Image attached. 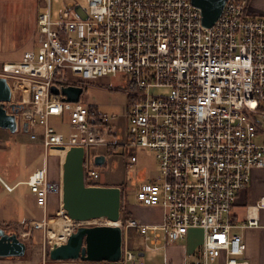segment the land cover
I'll use <instances>...</instances> for the list:
<instances>
[{
  "label": "built area",
  "instance_id": "obj_1",
  "mask_svg": "<svg viewBox=\"0 0 264 264\" xmlns=\"http://www.w3.org/2000/svg\"><path fill=\"white\" fill-rule=\"evenodd\" d=\"M60 2L53 12L51 0H44L32 46L19 59L0 61V75L15 102L23 103L17 124L41 125L45 151L82 146L88 185H104L99 168L106 158L101 165L94 158L105 153L95 147H120L127 167L136 163L137 147L153 151L157 173L128 186L127 194L133 193L139 205L160 206L162 217L158 223L131 216L117 222L122 229L118 261L143 263L140 252L128 246L130 230L153 249L199 227L203 239L188 264H248L243 236L235 229L258 224L264 196L247 205L244 222L234 221L231 209L251 170L264 168L259 123L264 117V13H252L249 0H225L216 20L205 26L192 0ZM69 72L79 78L69 80ZM108 73L126 75V86H119L127 97L122 113L50 91L52 84L84 88ZM63 114L68 116L65 133L47 122L50 115ZM118 116L126 128L123 139L115 140ZM27 184L43 212L49 194L61 200V172L49 178L45 163L31 172Z\"/></svg>",
  "mask_w": 264,
  "mask_h": 264
},
{
  "label": "rangeland",
  "instance_id": "obj_2",
  "mask_svg": "<svg viewBox=\"0 0 264 264\" xmlns=\"http://www.w3.org/2000/svg\"><path fill=\"white\" fill-rule=\"evenodd\" d=\"M44 0H0V61H12L20 57L21 51L30 47L36 38L37 26L36 17L42 9ZM53 12H56L60 6V0H51ZM32 46V45H31ZM69 80H76L79 76L69 72L67 75ZM119 86H126V75L117 73L115 75L108 73L98 76L91 80V83L84 86L79 101L83 104H92L96 109L106 113H122L124 105L127 101L126 93L119 89ZM12 101L17 100V96L12 93ZM27 109V108H26ZM47 122L55 128V130L67 131V114L50 115ZM117 132L113 135V139H123L121 136L125 132L126 121L122 116H118L115 120ZM41 125H35L29 129L21 127L16 131L19 140L24 141L27 146H31L27 157H29L32 168H41L44 163L47 169L48 177L55 179L62 170V158L60 153H65L66 149H52L51 152L45 151L42 145ZM31 133L36 136L32 138ZM100 152L105 153L106 161L100 170L99 182L104 185H117L125 191L124 201L121 202L120 216L117 222L122 223V219L127 215L126 206H140L133 201V193L127 194V188L133 187L136 183L151 179L157 173V164L153 151L148 147H137L135 154L137 161L131 167H127L124 163V154L120 147L115 150L107 148L104 145L95 147ZM28 161V159H26ZM26 168V169H27ZM40 208V207H39ZM48 211L46 215L43 210V217L37 220L41 225L36 226L24 222V224L11 226L14 231L26 242V250L29 253L37 252L47 262L50 259L46 255L50 245L55 242L63 241L66 234L58 238L56 235L49 233V221L60 216L68 220V230L74 229L80 223L74 222L69 213L61 207L58 194L51 193L47 197ZM51 209V211H50ZM46 217V218H45ZM121 219V220H120ZM86 224H99L105 221V218L89 219ZM120 220V221H119ZM191 238L197 242L202 240V229L191 228ZM128 246L133 249H146L137 233L133 230L129 231Z\"/></svg>",
  "mask_w": 264,
  "mask_h": 264
},
{
  "label": "crops",
  "instance_id": "obj_3",
  "mask_svg": "<svg viewBox=\"0 0 264 264\" xmlns=\"http://www.w3.org/2000/svg\"><path fill=\"white\" fill-rule=\"evenodd\" d=\"M248 3L252 13H264V0H249ZM28 48L21 51V54H19L20 57ZM20 57L13 60L19 59ZM259 123L261 127L264 128V117H259ZM21 127H23V123L20 121H18L17 128L14 131L0 126V227H3L9 232L14 231V229L6 228V225L14 226L24 224V222L32 225V222L41 220L43 215H46L48 211V208H46L43 214L42 210H39L41 207L36 203L35 194L30 190L27 184L28 176L38 167L32 168V165H29L30 167L27 168L31 160L27 157L31 146H27L25 142L19 140L18 136L15 134ZM26 159H28V161ZM261 196H264V168H253L247 186L237 193L234 204L232 205L231 213L234 221L238 223L244 222L246 220L247 205L255 204ZM126 210L129 216L135 218L139 222L158 223L162 217V208L160 206H128L127 204ZM257 217V225H246L243 228L235 229L236 231H240L243 236L245 242L244 258L248 260V264H264L263 208L258 210ZM191 228L188 229L184 239L168 241L164 246L158 248H146L144 244L143 246L146 249L130 248L140 252L141 259L143 260L142 264H188L192 261L191 254L197 250L202 242L201 239L197 242L192 240L190 233ZM139 237L142 241L141 236ZM0 264L139 263L81 259L49 260L46 262L37 252L29 253L28 250H25L23 255L0 256Z\"/></svg>",
  "mask_w": 264,
  "mask_h": 264
},
{
  "label": "water",
  "instance_id": "obj_4",
  "mask_svg": "<svg viewBox=\"0 0 264 264\" xmlns=\"http://www.w3.org/2000/svg\"><path fill=\"white\" fill-rule=\"evenodd\" d=\"M201 13V22L211 25L219 16L225 0H192ZM83 88L67 84L60 88L52 84L50 91L64 100L77 101ZM7 78L0 75V126L11 131L17 128L16 113L23 103L14 102ZM26 129V122H23ZM59 149L65 146L58 145ZM83 147L72 145L65 150L62 160L61 207L73 221L105 218L99 224H80L69 230L63 241L48 249L51 260L81 259L93 261H118L122 253V229L117 223L120 216L121 189L117 185H88L83 179ZM104 154H97L96 164H103ZM110 222H114L112 224ZM26 242L15 231L0 227V256L23 255Z\"/></svg>",
  "mask_w": 264,
  "mask_h": 264
},
{
  "label": "bare ground",
  "instance_id": "obj_5",
  "mask_svg": "<svg viewBox=\"0 0 264 264\" xmlns=\"http://www.w3.org/2000/svg\"><path fill=\"white\" fill-rule=\"evenodd\" d=\"M64 154L65 153H61L60 154V157L62 158V160L64 158ZM251 209L254 210L255 207L252 206ZM110 223L115 224L114 222H110ZM34 224L36 226L41 225L40 222H35ZM68 225H69L68 220L66 218L62 217V216H60L58 218H55V219H51L49 221V225H48L49 233L56 235L58 238H61V237H63L67 233V230H68L67 227H68Z\"/></svg>",
  "mask_w": 264,
  "mask_h": 264
},
{
  "label": "trees",
  "instance_id": "obj_6",
  "mask_svg": "<svg viewBox=\"0 0 264 264\" xmlns=\"http://www.w3.org/2000/svg\"><path fill=\"white\" fill-rule=\"evenodd\" d=\"M124 198H125V191L123 190V189H121V202H123L124 201ZM121 206V205H120ZM129 215H128V213H127V215L126 216H124L123 218H126V217H128ZM6 228H12L11 227V225H6L5 226ZM46 255L48 256V253H46ZM49 258V257H48ZM51 260V259H50Z\"/></svg>",
  "mask_w": 264,
  "mask_h": 264
}]
</instances>
